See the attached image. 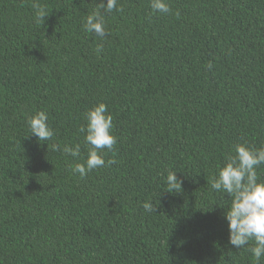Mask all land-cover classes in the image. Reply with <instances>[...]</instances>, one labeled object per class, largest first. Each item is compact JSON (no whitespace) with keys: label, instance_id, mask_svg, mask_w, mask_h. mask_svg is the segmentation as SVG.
Instances as JSON below:
<instances>
[{"label":"trees","instance_id":"trees-1","mask_svg":"<svg viewBox=\"0 0 264 264\" xmlns=\"http://www.w3.org/2000/svg\"><path fill=\"white\" fill-rule=\"evenodd\" d=\"M102 2L0 0V264H255L210 185L238 143L264 147V0H167V15L119 0L106 39L83 30ZM101 102L117 163L80 179L79 129ZM37 110L50 141L27 127ZM76 144L80 158L53 147Z\"/></svg>","mask_w":264,"mask_h":264},{"label":"clouds","instance_id":"clouds-1","mask_svg":"<svg viewBox=\"0 0 264 264\" xmlns=\"http://www.w3.org/2000/svg\"><path fill=\"white\" fill-rule=\"evenodd\" d=\"M35 9L34 20L37 24L45 22L49 16L45 6L33 5ZM150 8L153 15H167L172 9L167 0H150ZM102 10L107 15L102 14ZM119 0H106L105 3L96 5V10L86 15L83 22V30L94 34L101 39L110 35L107 29L106 19L113 11L120 12ZM100 48L97 51H100ZM210 69L211 63L207 65ZM48 114L44 110H37L30 116L26 123L31 136L38 141H50L54 136V130L48 124ZM86 126L79 129L85 133L83 144L87 150V157L83 163L72 165L71 171L78 174L80 179H85L89 173L103 167H109L115 160L104 159V152L113 151L117 143V137L112 134L113 116L108 111V106L101 102L84 114ZM56 150L73 158L81 157V145L74 147L65 145ZM235 155L226 154L225 163L219 167L218 174L211 181V189L216 192L226 193L231 198V203L224 216L228 222L229 244L236 249H245L252 254L255 264H259L264 258V180L258 176V169L264 165V147L255 148L247 143H238L234 149ZM166 190L164 192H179L182 189V181L177 173L169 171L164 179ZM143 209L151 213L156 212L151 202H145ZM250 241L254 245L247 247Z\"/></svg>","mask_w":264,"mask_h":264}]
</instances>
